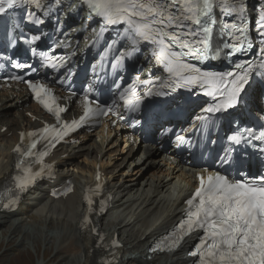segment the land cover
<instances>
[{
	"label": "snow or ice",
	"instance_id": "snow-or-ice-1",
	"mask_svg": "<svg viewBox=\"0 0 264 264\" xmlns=\"http://www.w3.org/2000/svg\"><path fill=\"white\" fill-rule=\"evenodd\" d=\"M87 4L96 16L103 18L105 24H126L127 35L133 45L141 40L157 45L156 58L176 78L174 81L176 87L201 84V86L206 85L210 89L207 92L208 95L214 97L219 95L218 102L210 105L206 109L207 112L215 113L227 110L240 102L241 94L245 91V86L249 83L250 72L253 70L251 65L245 67L243 64H237L236 67L240 71L236 74L202 72L196 66L184 62V57L205 58L199 53L201 51L207 53L209 50L210 29L204 27L203 37L195 39L194 42L183 38L200 36V33L192 28L183 33L168 31V29H183L189 24L200 26L205 23V20L214 23L210 18L213 7L212 0H87ZM27 5H35L36 8L43 7L40 0H0V15ZM171 9L177 11L173 12ZM222 11L226 15L234 13L239 15L245 11V5L242 0H233L232 3L224 0ZM29 18L34 19L36 24L43 23L34 15H30ZM260 22H264V10L260 12ZM223 27L236 28L241 34L244 32L243 28H238L235 24H225ZM236 39L238 42L240 41L239 36ZM195 44H203V50L195 47ZM174 46L181 50H173ZM185 49L186 51H184ZM40 55L46 56L45 53H40ZM13 64L18 69L28 67L26 64L15 61ZM258 67L264 68V63ZM10 79L22 81L23 77L13 75ZM25 83L33 91L37 101L48 112L53 113L59 121L60 114L65 109L56 103L58 98L52 94L51 89L31 81H25ZM172 87L173 84L169 81H164L160 85V88ZM125 93L127 95L122 94L121 99L124 100L126 106L135 110L139 99L136 97L133 85H129L125 89ZM157 94L165 93L158 92ZM134 99L135 103H133ZM112 111L111 106L97 105L92 108L88 97L85 96L84 114L79 120H73L70 125H63L64 131L45 127L41 130V135L54 133L53 139H63L68 131L86 123L90 117L107 116ZM200 119L204 118L200 117ZM244 131L252 139L264 141V131H260L258 136L253 133L252 129H244ZM36 135L35 132L28 133L29 137ZM229 139L240 144L243 135L238 132ZM21 140H23V134H21ZM176 140L183 142L184 137L177 135ZM36 143L33 140L27 149L23 150L18 145L15 152L22 157L32 156V150L36 148ZM45 155L47 152L39 153L41 159ZM23 165L24 160H20L16 167L20 169ZM22 170L24 175L16 177V180L17 187L24 190L39 173L33 175L30 167H23ZM96 179L97 181L100 179L99 174ZM196 179L199 181V186L195 189L193 196L186 201L189 205L187 219L180 224L181 235L177 236L172 244L178 246L185 235L195 230H202L204 235L200 238L196 251L190 253L192 256L199 257L198 264H264V176L251 180H230L227 176L218 173L206 177L202 173H198ZM71 191L72 188L68 187L64 194ZM85 199L89 205L92 204L87 196ZM15 202L13 200L10 203ZM4 207L7 208L9 205L6 204ZM167 239V237L164 238L165 241ZM113 243L115 244V242ZM163 243L164 241H161L156 248L164 250L161 247ZM156 248L151 250L156 251Z\"/></svg>",
	"mask_w": 264,
	"mask_h": 264
},
{
	"label": "bare ground",
	"instance_id": "bare-ground-1",
	"mask_svg": "<svg viewBox=\"0 0 264 264\" xmlns=\"http://www.w3.org/2000/svg\"><path fill=\"white\" fill-rule=\"evenodd\" d=\"M77 25L83 31V26ZM26 103L27 95L19 88H7L0 93V184L8 178L11 169L10 150L17 140V131L36 124L23 112L38 114L39 111L34 105L25 106ZM3 126L6 128L1 131ZM115 129L109 128L108 135L112 131L114 136ZM108 135L97 130L56 150L51 160L57 176L71 178L74 192L63 201H55L47 198L46 186H41L19 207L0 212L2 241L15 242L13 246H21L22 250L30 246L35 250L43 243V253L54 243L56 252L63 254L61 264H95L99 255L91 250L94 242L80 230L81 202L76 188L90 181L98 169L111 195L113 210L98 218L97 223L110 236L119 235L123 249L132 256L126 263L159 264L162 256H155L150 262L143 259L147 255L146 245L151 237L171 224L180 210L174 192L181 187L190 168L179 157L153 146L134 150L132 144L122 139L118 147L121 139ZM184 182L189 184L188 179ZM184 254L183 248L164 256L163 264H185Z\"/></svg>",
	"mask_w": 264,
	"mask_h": 264
},
{
	"label": "rangeland",
	"instance_id": "rangeland-1",
	"mask_svg": "<svg viewBox=\"0 0 264 264\" xmlns=\"http://www.w3.org/2000/svg\"><path fill=\"white\" fill-rule=\"evenodd\" d=\"M14 244L15 242L6 244L0 237V264H38L42 261L45 262L47 258L50 259L46 264H61L63 262V254L56 252L54 243L48 245L44 255L42 254L44 250L43 243L37 245L35 250L31 246L26 250H22L21 246L19 248L13 246ZM41 257L43 260H41Z\"/></svg>",
	"mask_w": 264,
	"mask_h": 264
}]
</instances>
